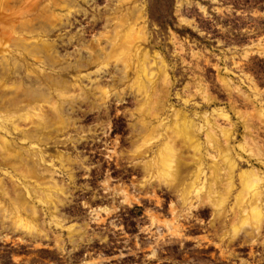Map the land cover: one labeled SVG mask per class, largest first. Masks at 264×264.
<instances>
[{
	"label": "rangeland",
	"instance_id": "1",
	"mask_svg": "<svg viewBox=\"0 0 264 264\" xmlns=\"http://www.w3.org/2000/svg\"><path fill=\"white\" fill-rule=\"evenodd\" d=\"M75 9L69 21L42 36L51 44L48 52L34 49L36 59L21 57L20 67L26 60L32 68L44 62L47 74L75 84L76 92L81 86L88 96L73 109L65 105L68 127L48 126L37 144L43 155L37 172L45 180L24 177L0 158V264H264V223L235 237L232 231L241 213L232 209L241 190L239 173L259 170L264 190V0H77ZM121 16L126 23L117 21ZM131 21L145 24L147 32L140 50H132L131 65H156L147 103L133 85L135 68L127 76L107 53ZM98 37L105 48L101 60H109L81 68L79 61L88 63L86 47ZM53 55L62 60L51 62ZM20 71L15 74L24 76ZM86 74L110 90L104 100ZM36 79L26 80L27 88L36 87ZM144 112L156 127L150 147L140 145L137 130ZM177 112L195 121L192 136L204 169L195 183L199 189L213 181V164L218 192L227 181L220 160L226 145L237 158L226 215L218 217L197 190L188 194L195 179L192 144L176 141L182 163L175 184L163 182L154 165L145 169L166 136L172 137ZM204 116L215 135L210 142ZM28 122L15 118L22 128ZM10 123L13 145L21 152L33 147L28 140L40 132L26 135ZM17 195L36 207V215L14 205ZM19 219L24 228H16Z\"/></svg>",
	"mask_w": 264,
	"mask_h": 264
},
{
	"label": "bare ground",
	"instance_id": "2",
	"mask_svg": "<svg viewBox=\"0 0 264 264\" xmlns=\"http://www.w3.org/2000/svg\"><path fill=\"white\" fill-rule=\"evenodd\" d=\"M42 1H46L47 3L42 5ZM76 1L77 0H0V158L24 177L45 180L44 177L37 172L36 164L43 157L41 151L37 149V144L42 142L41 139L44 133L46 130H49L48 126L55 125L58 131H63L68 127L67 125L70 124V121H67L66 117L63 115L65 105H69L70 108L73 109L75 101L84 100L83 98L88 96L86 90L81 88V86L79 92H76L74 88L75 84L68 83L61 78L57 79L53 74H47L43 61V67L41 68L39 65L33 66L32 68V66H29L31 63L27 60L25 61L27 64L24 65L25 63H23L22 67H20L22 54L26 58L32 56L36 59V52L39 53L41 50H47L48 52L50 50L49 46H51V44L48 42V39H43L42 36L49 35L57 26L65 23L66 19L68 21L70 20L68 19V15L72 14V12L79 11V9L74 10ZM82 1L89 2L90 0ZM122 17L125 16H121L119 19H122ZM139 17H141V15ZM117 21L126 23L123 19ZM137 24V21L129 22L127 27H124L126 29H123L124 32L121 34L122 38L115 40L116 42L114 43L111 42V51L107 53L108 57L114 56L117 65L120 63L123 65L122 70L125 71L127 76V70L132 67L135 68L133 85L135 86L136 92H138L140 100L147 103L149 102L148 99L151 94L149 88L151 85L155 84L156 65L148 61H139L136 65H131L132 60H130V57L132 56V50L138 52L141 48L140 42L144 41L147 36L146 25L138 26ZM100 39L101 37L96 39L94 46L93 43H91L86 47V50L90 53L87 59L88 63L86 64L79 61L81 68L91 63H100L103 62V60H109L105 56L101 60V54L104 52L105 48H99ZM34 49L36 52H34ZM16 53H19L17 57H20V60H17L13 56V54ZM38 60H40V58H38ZM57 60L60 61L62 59H60V56H51V62H57ZM20 70L25 72L24 76L15 74L17 72L20 73ZM141 71L143 74H141ZM44 75L46 76L44 77ZM166 75L165 73L164 76ZM34 77L37 78L36 80H39L38 85L34 88H27L25 81L32 82ZM84 77L88 79L91 78L90 74H86ZM89 81L92 84L91 89H98L100 92L98 98L104 100L110 90L103 87L101 88L97 85L96 81H91V79ZM165 87H167L166 84ZM44 88L54 92L57 98L50 94H46L43 90ZM152 112L154 115H157L155 114V112H157L156 108L152 109ZM261 113L264 115V110L261 111ZM149 114V112L142 113L140 121L143 127L137 128L140 133V145L145 147L147 142H149L148 147H150L153 144L150 140L156 136V127L150 125L153 117ZM175 115L178 117V112ZM222 115L228 118L227 115ZM15 118L29 121L28 123L30 126L28 128L20 127L18 123H15ZM204 118H206V116H204ZM7 122H11L10 124L14 125L13 128L25 132L26 135L32 130L40 132L35 140H28L31 141L33 147H24V151L22 152L18 150L13 145V140L10 139L7 133ZM194 122L195 121L188 115H180L177 119L175 117L174 128L170 130L173 133L172 137L166 136L165 140H163L158 148V154L154 162L145 169L147 170L154 165L157 169L156 171L159 178L163 180V182L175 184L180 173L178 168H180L182 163V156L179 153V149H177L176 141L182 139L183 145L185 143L188 145L192 144L194 153L191 156L194 162L193 168L195 169L193 170V175H195V179L188 184V194L197 190V193L203 198V201H209L214 204L215 208L218 209L216 212L217 216L221 217L227 214L225 204L228 195L234 187V172L239 164L233 150L230 146L226 145L222 150L220 160L222 164L221 168H224L226 171L227 181L218 192L215 182L216 179H218L215 170L217 171L218 168L213 164V181L209 182L207 180L204 191L199 189L195 183L204 172V169L202 168L203 160L199 152V143L197 140H194L192 136L195 126ZM207 122L208 119L206 118L205 123ZM213 137H215V135L212 132L211 124L208 122L207 140L210 142L213 140ZM229 137L230 134L227 135V140ZM240 146V148L243 149L242 151H245L243 148L244 146ZM253 154H256L257 158H260V154L255 152H253ZM253 154L252 151L249 153V155ZM238 157L244 159L242 154H238ZM58 159L63 162L66 160V157L63 154H59ZM248 159H246V161H248ZM30 162H32V165H30ZM193 175L191 174V177ZM239 177L241 180V190L238 195H236L235 204L237 207L233 206L232 209H239L241 213L237 217L239 225L232 224L233 237L241 230L247 231L248 228L253 232V230L260 228L264 223V190L260 189L262 178L259 175V170L253 168L242 170L239 173ZM48 182H50V180ZM53 182L54 188H56L57 185L55 181ZM29 187L33 188L35 186L29 184ZM2 190L4 193H7L5 188H2ZM42 194L47 197L48 192L43 191ZM216 194L218 197H216ZM13 201L14 205L31 210V213L36 215V207L34 205H29L25 196L17 195ZM19 221L20 222L17 221L16 228H24L22 221L20 219Z\"/></svg>",
	"mask_w": 264,
	"mask_h": 264
}]
</instances>
